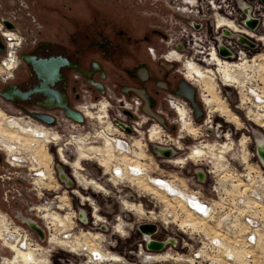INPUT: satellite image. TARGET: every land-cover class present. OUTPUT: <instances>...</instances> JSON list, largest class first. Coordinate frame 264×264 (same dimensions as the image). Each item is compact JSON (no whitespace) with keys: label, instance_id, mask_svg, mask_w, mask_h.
Wrapping results in <instances>:
<instances>
[{"label":"rangeland","instance_id":"rangeland-1","mask_svg":"<svg viewBox=\"0 0 264 264\" xmlns=\"http://www.w3.org/2000/svg\"><path fill=\"white\" fill-rule=\"evenodd\" d=\"M27 1L29 2L31 11L43 24L42 34H40L39 38L67 40L69 35H67L65 30L73 29L72 20L76 21L80 18H84V14L94 11L92 7L94 8V6L96 7L97 4L101 5L104 2L107 3L108 6H114V11L118 13V17L122 20L135 18L142 19V23L144 24H142L140 30L152 27L155 28L158 25H162V27L167 29L169 32H171L175 27L184 28L183 33L186 35L183 33H173L168 35L165 39L160 35H154L151 39L152 42L150 41L144 43L145 47H143V51L138 53V55L148 60L152 65H155L156 61L159 60L162 55H167L169 50L172 49L168 48L167 45H172L175 42L182 40V38L186 39V43L188 44L187 46H189L184 50H179L183 54L184 59L194 57L195 52L192 53V37L187 31L190 32L191 30H194L195 32H198V29L196 30L191 25L188 26L185 22V19L191 21L194 19L197 23L204 22L205 24L207 21H210L211 23L213 21L208 19L209 15L205 12H197L200 16L197 18H185L183 15H180L182 12L181 10L179 15L175 14V12L169 11L161 0H145L147 2L145 6L141 5V0H92V4L87 5L85 2L83 3V0ZM262 4L264 5V3ZM0 5V15H4L6 10L10 9V0H0ZM65 5H68L69 7L72 6V8H65ZM183 11L184 13H189L186 10ZM68 15L71 17V19L66 18ZM263 25L264 21L260 22L259 26L254 29L256 34H259L258 30ZM123 27L125 26L123 25ZM203 30L205 31L207 28L204 27L202 31ZM139 31L137 34H140ZM231 37L233 40H236L239 43L240 40L238 33L234 32ZM222 38L223 37L221 36L219 40ZM209 40L211 41L212 39L209 38ZM249 40L251 43H253V46H251L249 43L248 46H246V49H248L250 52V58L260 54L257 57V61L263 64V68H260V70L258 69L257 71L256 69L251 71L249 80L246 82L245 87L258 84L259 89L264 90V46L261 44L263 49L256 52V54L254 51L258 48L259 42L257 41V38L256 40ZM245 44L247 43L243 42V44L239 43L237 45ZM151 48L157 50V57L152 53V51H149ZM179 64L181 72H183V65L180 62ZM107 69L109 74V77L105 82L107 85V92L100 95L96 91H93L91 88H89L88 99L85 100L84 105L87 104V106L90 107V110L93 112V116H86L85 121L82 123L76 122L63 115H59L57 122L54 124L43 123L36 120V118L29 116V114H26L24 111H22L20 107L15 106L12 102L6 100L2 96H0V111H3L7 117H16L21 119L23 123H29L39 128L46 129L51 133L59 134L61 136V139L58 142L59 145L70 142L67 145V156L70 161H73L78 157V151L76 149L77 144L78 142L81 143V141H84L85 137L87 139V143H89L87 146H102V135L112 133L115 136L121 137L128 141L132 145V149L135 150L127 155L125 154L121 156L120 159L124 157L126 158V161H123V159L120 160L123 161V163H121L123 166L126 165L128 159L133 162L137 160L145 164L146 168H148V170L151 171L153 175L166 177L167 179L176 182L179 188L182 187L183 189L188 190V192L193 190L198 195H200L202 199L208 202H214V200H218V198L221 197V195L216 193V191L213 189L212 184L214 178L219 179L223 173H225V176H222V178L227 177L226 173H229V170L231 169L233 172L231 181L228 183L226 182V186L223 183L218 185L219 189L223 190L225 188V190H228L229 185L234 182V169L236 166L241 168L243 164L247 165L248 171L250 173H256L254 170L257 166V155L255 153L256 143L259 137H264V127L246 117L247 110H250L249 108H251V104L249 102L246 103L248 108L239 109L237 107L241 102L240 99L243 93L247 92V88L242 91L243 87L240 86L228 88L227 86L218 84L216 87V84L214 83L213 85L216 93L215 95L218 97V104L210 108L208 105H206V103H204V101L201 100L205 110V115L199 122L194 120L192 126L193 132L198 134L197 138H193V134L188 131H181L180 124L178 123L179 129L177 132H168L161 126L163 129L161 133V139H155L151 141L149 139V130L157 122L151 118L147 119L149 116H147V114L142 111L138 110L137 113H135L124 107V102L122 99H125V96L119 90V85L120 82H124L125 80L128 81V79L122 76V70L120 71L111 65H107ZM4 84L5 83L0 82V87ZM202 86L206 88L205 84L203 85V83ZM226 89L229 91V94L228 92L226 93ZM95 95L98 96V99H92V96L94 97ZM251 101L254 102L253 99ZM104 103L107 105L109 116L98 119L99 117H97V115L104 114V112L101 110V106ZM221 104L226 105V109H228L230 111L229 113H231L230 116H228L231 121L228 122H230L229 124L232 125L233 130L235 131L238 127V129L243 131V134H236L234 132L232 138L223 137L222 140L217 137V134L220 131L219 129H222L221 127L224 125V119L220 117L221 115H219V106H221ZM167 106L168 104L163 103V105H160V109L168 112L171 117H175L176 115L174 116V114L170 111L171 109L167 108ZM189 107L192 109L190 105ZM144 120L145 123L140 125V122H143ZM110 124H112L114 128L111 131H108L107 128ZM138 125L140 126L138 127ZM116 128L118 130H115ZM210 131L214 132L213 136ZM0 132L2 133L3 131ZM241 136L248 138L246 147H241L238 141ZM30 138L31 137H27L29 143L31 142ZM184 139L190 140H188L189 142H185ZM16 140L17 138H15L13 141ZM159 141H163V143H159ZM229 141L234 142L233 149L225 153L226 159L223 161L225 164L223 167H227L229 170H223L215 176L212 172L214 163L210 162V158H206L203 161L204 163L201 164L204 166V168L211 170V172L208 173L205 170L206 175L203 179L196 177L195 172L198 168H202L200 163L195 165V163L188 162L186 164H182V166L176 165L171 163L173 158L170 155L165 156L157 152L155 149L156 144H161L169 149L174 148L176 150V147H178L179 143L181 142L192 146L199 143L217 145ZM138 143H141L140 146H137ZM35 150L38 151L36 146L31 150H23L21 153L17 154L16 157H22L20 162L21 165L19 166L17 164H11L10 161L15 157H7L5 151L0 148V230L5 229L4 226H7L10 228V230L20 228L25 233H27L29 236V241H31L33 244L39 243L41 248L38 250L34 249L32 246L31 247L35 250L38 257L48 260V262L45 264H48L49 262V264H80L85 262L87 264H93L90 261L91 259L89 260V256L69 252L67 249L49 242L50 238H52L54 235H57L60 239H64L65 236H67L65 234H72L70 238L65 239L79 237L81 242L83 239L81 233H93L95 235L98 234L101 238L98 239L101 240L99 245H101L105 251L118 254L125 259V261L122 263H116L117 261H105L102 263L99 262L97 264H146L142 263L140 257H135L132 254L134 248H138L139 244L141 245L143 242V237L140 231H143L142 229L145 225H150L154 227V229L157 228L158 234L154 236L158 237L157 239H164L168 241L174 240V242H168L166 244L163 252H170L174 255V258L177 256H180L181 258L176 261L165 262V264H264V225L261 229L262 231L260 232L259 243H252V245L249 246L243 245L247 249H236V252H239V254L241 252V257L236 261L235 259L228 260L225 255L219 256L218 252H214L215 250L213 249L210 250L207 244V239H205L202 234L197 236V233L189 231L188 229L186 230V233L183 232L179 225L172 221V218H170L169 222L167 223L162 217L153 219L147 214L142 215L139 212H129L128 209L125 208L123 201L134 202L136 204L142 202L145 205V209L147 211H153L158 216H161L165 206L156 208L147 204V196L138 191L137 187L131 185L129 181H121L115 176L112 177L111 173L113 172V163L115 164L114 159L116 160V157L109 160V167H111L112 172L105 171V166H102L99 163V155H92L93 157L90 159L81 160L82 168L79 169V171L83 177L85 175L89 180L93 177H99L101 179L99 181L106 188V192H99L91 188L84 189L83 185H79L75 175H72V173L74 174V167H72L71 164H62L57 155V147L54 145V143H47L45 146L41 145L40 150L44 153H49L44 155L41 164L42 170L45 169L46 171L47 178L41 182L37 181L39 176L35 175L37 173L36 171L31 170L32 163L30 161H25L27 156H31L36 153ZM139 153L141 157L140 159L136 156V154ZM102 158H105L104 155H102ZM243 159H245V161ZM61 172H64L69 179L65 180V177L62 178ZM186 182L191 185L187 184ZM66 183L69 184L67 185ZM56 184H60L62 186L56 193L53 194L51 186ZM75 190L79 191L80 193L74 192ZM45 191H47L48 194L42 195V193ZM130 192L133 193L135 197H137V201L131 200L135 197L129 196ZM139 193L141 195H138ZM84 194L92 199L94 198L98 210L96 214L101 217H104V215L109 217L108 221H106L107 218L104 221V224H107L108 226L107 229L103 230L99 224L94 225V204L89 206L86 202L87 205L85 206V204H83ZM155 195L156 197L154 199H157L158 203H162L161 201L165 199L161 192H156ZM51 200L56 201L57 204L62 206V208L54 209V211L58 213L59 217H62H60L62 221L66 220L63 218L68 216V212H71L69 214L71 218L69 217V220L67 221L71 222L72 226L67 231H63L61 234H57L60 231L59 229H62L61 224L59 225L58 221L53 223V220L50 219V216H46L47 218L45 217V212L42 210V212H38L37 209H35L37 206L44 205L45 201ZM224 205L225 203H223L222 206L217 204V206H220L223 209L225 208ZM84 209H86V214L89 218L87 222L83 221L81 216ZM228 215V208H225V210H221L219 212V216H217V218L220 220L219 223L215 221L210 222L207 219H203L200 223L205 226L207 231L213 230L221 232L219 235H222V237H224L223 239H227L229 241L227 244L230 246H237V244H240L238 242H241L244 239V234H247L248 228L246 224L241 223L240 219L236 221L230 220L229 223H226L228 220ZM195 216L199 217L196 214ZM120 217H122L121 219L125 221V231L130 230V235L127 239H122L119 237V235H117V233H112L113 225L115 226L118 223ZM30 219L36 221V223L42 228V236L39 231L35 230L31 226ZM198 221H200V219ZM230 222L232 223L231 225ZM130 223L132 224L133 229H131ZM98 240H95V242L92 243L96 244L99 242ZM200 246H202V248L207 247L206 249L208 251L203 253L204 255L199 251ZM195 254H199L200 257H194ZM206 254H208L210 257L205 256ZM12 255V250L0 239V256L12 257ZM155 257L159 256H154V258Z\"/></svg>","mask_w":264,"mask_h":264},{"label":"flooded vegetation","instance_id":"flooded-vegetation-1","mask_svg":"<svg viewBox=\"0 0 264 264\" xmlns=\"http://www.w3.org/2000/svg\"><path fill=\"white\" fill-rule=\"evenodd\" d=\"M91 1L92 0H83V3L85 2L86 5L92 4ZM161 1L169 11L175 12V14L179 15L181 10L182 12L180 15H183L185 18H197L200 17L197 12H205L209 15L208 19L213 20L212 23L207 21L205 24L204 22L197 23L194 19L192 21L185 19L188 26L191 25L196 30L198 29V32H195L194 30H191L190 32L187 31L191 35L193 41L192 53L195 52L194 57H189L190 60L189 58L184 59L183 54L179 51L189 47L187 46L186 39L182 38V40H179L172 45H167L168 48H172L169 50L170 52L173 50L179 51L182 54L181 58H179L180 56L178 57V55H175V57L173 55H168L170 53L168 52L166 56L162 55V57L156 61L155 65L150 64L148 60L138 55V53L143 51V47H145L144 43L150 42L154 35H160L165 39L168 35L173 33L181 34L184 32V28L175 27L169 32L167 29L163 28L162 25H158L155 28L152 27L140 30L142 24H144L142 23V19L135 18L122 20L118 17V13L114 11V6H108L107 3L104 2L101 5L97 4L94 8L92 7L94 11L84 14V18H80L76 21L72 20L73 29L65 30L67 35H69L67 40L38 38L34 42H27L20 52L21 62L15 79L6 82L0 87V90L7 92L8 96H12L15 90H20L22 93H25L24 95L26 96L25 98L16 96L11 100L2 97L12 102L15 106L20 107L26 114L40 113L49 115L55 119L54 123H56L59 115L68 117L62 106H70L82 113L84 102L88 99L89 88L100 95L107 92V85L105 83L106 79L109 77L107 65H111L120 71L122 70V76L128 79V81L125 80L124 82H120L119 85V90L124 94L125 99L132 100L134 97H138L142 101L140 107V110L142 111L143 100L132 91V88L134 87L145 90L152 97L154 110L165 117V130L173 133L178 131L179 124L177 113L174 109L175 107L171 104V100L179 101L185 99L181 97V94L190 95L191 92L189 87L182 82L184 79L188 80L190 84L195 86V97L200 104L202 114L199 119H195L194 111L192 110V115L196 122L201 121L205 115V110L201 102L200 89L197 86L196 81L202 82L203 85L205 84L206 89L209 91V85L205 83L206 80H209L213 93H215L213 84L215 83L214 78H216V75H219L220 78H224V80H226V85H231L232 87H245L246 82L249 80L250 71L255 69L257 71L258 69L260 70V68H263V65L262 67H260V65L257 67L255 65L256 63L250 64L247 61H243V64H233L232 67H230L228 65H223V62L220 60H218V62H216L215 59H213V61L209 60L207 48L209 47L210 42H214V44L219 47L221 42L229 41L232 38L231 33H234L232 31L242 32L240 26L235 22L236 20H238L239 24L249 27L246 24V19L250 14L256 21V26L258 27L260 22L264 21V16L260 12L255 11V9H257V0H195L196 2L195 4H192L193 6L191 5L190 0ZM212 1L215 3L216 8L212 6ZM259 1L261 2L260 5L264 8V5L262 4L264 3V0ZM140 3L142 6L147 4L145 0H141ZM64 7L72 8V6L69 7L68 5H65ZM183 10H186L189 13H184ZM239 14L241 15V18ZM216 17L217 23L216 19H214ZM66 18L71 19L69 15ZM233 19H235V21ZM204 27H206L208 31H202ZM138 31L140 34H137ZM39 34H42V31ZM183 34L186 35L185 33ZM221 36L223 38L219 40ZM0 37L3 42L1 34ZM209 38L212 40L210 41ZM240 42L241 41H239V43ZM241 44H243V42ZM198 45L203 47V49H206L204 54H199L196 51ZM238 46L246 47L248 46V43ZM222 47L225 46L222 45ZM260 49H262L261 45L255 50L259 51ZM149 51H152L157 57V50L154 49ZM23 56L37 62V65L27 62ZM186 60H188L187 66L185 64ZM206 60H209V63ZM163 61L168 62L169 65H171L170 68L163 65ZM179 62L183 65V72H181ZM199 62L202 65L211 64L213 70L210 68L207 72H202L199 68L203 67L199 65ZM193 63L197 64V69ZM217 63L218 70H216L215 67ZM242 66L252 67L245 76L240 73V68ZM145 69H148V71L145 72ZM145 77L146 79H144ZM201 78L203 79L201 80ZM91 81L102 84L105 92L102 93L100 89L91 83ZM225 91L227 93V89ZM93 98L98 99V96H92V99ZM205 98L210 103L216 102L214 100V95H211V92ZM163 103L168 104L167 108L171 109L170 111L174 116L176 115L175 117H171L168 112L160 109V105H163ZM188 105L190 104L188 103ZM257 115L259 116L261 114L256 113L252 116L254 122H256L254 118ZM150 118L154 120L152 117ZM42 122L46 123L44 121ZM256 123L263 126L261 122ZM9 126H16L21 137L19 142H21L23 138L22 134H27L28 129L17 119L7 122L5 114L0 112V131H3L2 133L0 132V135L8 136L7 128ZM186 126L187 129L192 130L190 125L186 124ZM221 128L222 129H219V133L217 132V137L221 140L223 137L226 138L228 132H233L232 125L227 124L225 120L224 125H222ZM210 132L213 136L214 132ZM234 132L239 134L243 131L241 129H236ZM188 140L184 139L185 142H189ZM188 146L189 145L186 144V147ZM10 148L12 150L14 149L13 146H10ZM42 155V157L40 156L41 161L47 153L42 152ZM159 181L161 183L160 186L167 189L164 186L165 182L161 180ZM139 185L143 190L147 191H144L145 193L150 191L159 192L157 188L151 187L145 179H141ZM53 206L54 203H50L48 208V212L50 211L49 213L52 215L53 222L56 223V221H58V223H61L65 221H62V219L58 217V213H54L50 210ZM138 212H140L139 209ZM69 217L70 216L68 215L63 219L69 220ZM102 229L104 230L105 228ZM140 232L142 234V231ZM6 233L11 239L15 236L14 231H11L10 229H1L0 239L6 240ZM11 239L8 244L13 251V255L10 258H4L2 264H45L48 262V260L38 257L32 247L24 250L17 245L16 240L12 242ZM76 240L78 241L77 245H80V239L77 237ZM85 241H87V238ZM72 246L76 247V244H72ZM18 251L27 253L25 259L18 256ZM91 251L97 252L99 249L91 246ZM150 255L151 254H147L144 258L145 263L153 262L154 256L148 257ZM100 257V260L97 261L98 263L105 261H120L116 255L111 256L100 253Z\"/></svg>","mask_w":264,"mask_h":264},{"label":"bare ground","instance_id":"bare-ground-1","mask_svg":"<svg viewBox=\"0 0 264 264\" xmlns=\"http://www.w3.org/2000/svg\"><path fill=\"white\" fill-rule=\"evenodd\" d=\"M195 2H196L195 0L194 1L190 0L191 5L195 4ZM260 3L261 2L259 0H257V4H256L257 9H255V8L254 9L256 12H260L264 16V8L262 5H260ZM211 4L214 8H216V5L213 1L211 2ZM239 16L241 18L240 14H239ZM215 19H216V23H217V17ZM233 20L235 21V19H233ZM235 22L240 26V30H242V32H240V31H237V32L232 31V32L239 34V40L241 41L240 43L246 42V43H249L251 46H253V43H251V41L249 39L256 40V38H257L259 45L263 44V46H264V25L261 26V28L258 30L259 34H256L255 33L256 31L253 29H255L257 27L256 26L257 23L250 14L247 16V19H246V24L249 27L239 24L238 20H236ZM231 34H233V33H231ZM231 39L229 41L227 40V41L221 42L220 46H219L220 48L217 47V45L214 44V42H210L209 47L207 48L209 60L213 61V59H215L216 62H218V60H220L223 62V65H225V66L228 65L230 67H232L233 64H237V63L243 64L244 63L243 61H247L250 64L256 63L255 65L257 67L259 65H260V67H262L263 64L260 63L259 61H257V57L260 55V54L256 53V52H258L257 50L254 51L257 55L254 56L253 58H250V55H249L250 52L248 51V49H246V47H243V46H241V47L238 46L237 45L238 42L236 40H233V38H231ZM222 45H224L225 47H222ZM219 49H220V51H219ZM262 49H263V47H262ZM262 49H260V50H262ZM196 51L199 54H204L206 52V49H203V47H200V45H198V47H196ZM168 55H173L174 57H175V55L176 56L178 55V57L180 56L179 58L182 57V54L176 50H173ZM209 60H206V61L209 63ZM185 64L187 66L188 60H186ZM193 64H194L195 68L197 69V64L196 63H193ZM199 65L203 67V68H199L202 72H204V71L207 72V70H210V68L213 70V66H211V64L210 65H202L199 62ZM215 67H216V70H218V63ZM250 68H252V67L242 66L240 68V73L243 74V76H245ZM251 71H253V70H251ZM202 79L203 78H201V80ZM214 82L216 84V87L218 86V84H221L222 86L223 85L227 86L228 88L232 87L231 85H226L225 84L226 80H224V78H220L219 75H216V78H214ZM205 83L210 86V87L208 86L209 91L205 87L202 86V83H200L199 81H196V84L200 89V95H201L202 101H204V103H206V105H208V107L212 108L218 102V97L215 95V93H213V90L211 88L209 80H206ZM234 87H238V86H234ZM245 89L247 90V92L243 93V95L240 99L241 102L239 103V106H237V107L239 109L240 108H243V109L248 108L246 103L249 102L251 104V108H249L250 110H247L246 117L248 119L252 120V116L254 114H256V113L261 114L259 116L258 115L255 116L254 119L256 122H261L263 124V126L261 124H259V125L264 127V113H261V112H264V90H260L258 87V84H253V85H251L249 87H245V88L243 87L242 91ZM208 92H211V95H214V100L216 101L215 103L214 102L210 103L205 98L206 96L209 95ZM227 92L229 94V91H227ZM252 99L254 100V102L251 101ZM224 104H221V106H219L220 107L219 108V110H220L219 115H221L220 117H222L226 122H228V121H231V119L228 117V116H230L231 113H229L230 111L228 109H226L227 106ZM92 109H93V106H92ZM101 110H102V112H104V114L97 115V117H99L98 119L109 116L108 108H107V105L105 103L102 104ZM175 110L177 113L178 123L180 124L181 131H188V132L193 134V136H192L193 138H196L198 134L196 132H193V130L187 129V126H186V124L190 125L191 127L193 126L194 119H193V115H192V109L189 107V105L187 103L184 102V103L177 104L175 106ZM259 111H261V112H259ZM82 113L84 115V118L86 116L87 117L93 116V112L90 110L89 106H86L82 110ZM3 114H5V113L3 112ZM5 116H6V114H5ZM224 117H226V118H224ZM237 118H238V116H237ZM15 119H17L21 124L23 123V121H21V119H19V118L6 116L7 122L15 120ZM147 119H150V117L149 118L147 117ZM185 121H186V123H185ZM143 123H145V120L143 122H140V125H142ZM229 123L230 122H228L227 124H229ZM22 125L28 129V132H27V134H25V133L22 134L23 138H22L21 142H19V140L21 139V137L19 135V130L16 129V126H11V127L9 126L7 128L8 129L7 133L9 135V137L0 135V148L3 151H5V153L7 154V157L8 156H12V158L15 157L10 161L11 164H13V165L17 164L20 166L21 165L20 162L22 160V157L21 158L16 157L17 154L21 153L23 150L24 151L31 150V149H33V147L36 146L38 151L35 150L36 151L35 154L32 153L33 155L27 156L25 161H30L32 163L31 164V170L32 171L36 170L39 172L38 173L39 178H37V181L41 182V181L46 180V178H47L45 169L42 170V167H41L42 161L40 159V156L41 157L43 156L42 151L40 150L41 145L45 146L47 143H54V145L57 147V150H56L57 155H58L60 161L62 162V164H71V166L74 167V169H73L74 174L72 173V175L73 176L75 175L79 185L80 184L83 185L84 189L91 188L95 191L106 192V188L99 181V180H101L99 177H95V178L93 177L89 180V179H87V177L85 175L83 177L79 171V169L82 168V166H81V160L82 159L86 160V159H90L91 157H93L92 155H94V156L99 155L100 156L99 163L102 166H105V171L106 172H110V171L112 172V170H113V172L111 173L112 177L115 176V177H117L118 180H121V181L122 180L129 181L131 185H134L135 187H137L138 191H140L142 194H145L147 196V204L152 205L156 208H158L160 206H162V207L165 206V208L162 211L161 216H158L153 211H147L145 209V205L142 202L136 204L134 202L123 201L125 208L128 209L129 212L135 213V212H138V209H139L140 210L139 213H141L142 215L147 214V215H149V217H151L153 219H156L158 217H162L165 219V221L167 223L169 222V219L172 218V221L177 223L181 228L182 227H189L193 232L199 231L201 233H206L208 236H210V234H212L213 232L217 233V231H213V230L207 231L205 226L200 223L204 218H206L210 222L215 221L217 223H219L220 220L218 218H216L215 210H214V214H212L213 212H211V209L206 208L207 210L205 211V206L202 204V201L199 198V196L196 195L197 193L192 192L190 194L185 189H183L182 187L179 188V186L176 182H174L170 179H167L166 177H163V176L153 175L151 173V171H149L148 168H146L145 164H143L137 160L133 162V161H130L128 159V162L126 163V165L124 163L125 166H123L121 164V163H123V161H126L125 157L122 158L123 161H120V160H122V159H120L121 156H123L125 154L127 155V154L131 153L132 151H135L134 149H132V145L128 141H126L125 139H123L121 137H117L112 133H108V134L102 135V138H103V142H102L103 145L102 146H94V145L87 146L89 143H87V139L85 137L84 141H81V143L78 142V144H77L76 149L78 151V157L75 160L70 161L68 156H67V154H68L67 145L70 142H66L63 145H59L58 142L61 139V136L59 134L51 133L50 131H47L46 129H42V128H39V127L34 126L32 124L25 123V122ZM140 125H138V127ZM113 128H114L113 125L110 124L108 126L107 130L111 131ZM236 129H238V127ZM115 130H118V129L116 128ZM162 130L163 129H162L161 125H159L158 123H155L154 126L149 130V139L151 141H153L155 139H161ZM233 133H234V130H233ZM227 136L229 138H232V133L228 132L226 137ZM27 137L28 138L31 137L30 143H29ZM15 138H17V140L13 141ZM79 140H83V139H79ZM159 143H163V141H159ZM239 143H240L241 147H246V145L248 143V138L245 136H242V138L239 140ZM140 144L141 143H138L137 146H140ZM233 145H234V142L229 141V142H224L222 144H217V145L216 144L208 145V144H204V143H199V144L193 145L192 147H186V144L181 142V143H179V146L176 147L177 148L176 150L174 148L169 149V148H167L161 144H159V145L156 144L155 149L157 150V152H159L165 156L170 155L173 158L172 159L173 161L171 162V160H170V162L173 164H176V165L182 166V164H186L188 162H192L195 164L201 163L206 158H210L209 160H212L215 167H217L219 169L221 164H222V166L225 165L223 162L226 159L225 153L232 150ZM10 146L11 147L13 146L14 149L12 150L10 148ZM256 150L259 152V155H260V157L264 163V137L258 138V141L256 143ZM47 154H49V153H47ZM102 155H104L105 158H102ZM48 156H50V155H48ZM136 156L139 159L141 158L140 153L136 154ZM114 157H116V160L114 159V161H115V164L113 163L114 168L111 170V167H109V165H110L109 160L113 159ZM61 173H62L61 174L62 178L65 177V180L69 179L68 176L64 172H61ZM226 178L227 177H224V179H226ZM141 179H145L146 182L151 187L157 188V190H159V192H161L164 195L165 199L161 201L162 203H160V202L158 203L157 202L158 200L154 199L156 197V195H155L156 192L150 191L148 193H145L147 191L143 190L139 185V181ZM159 180L165 182L164 186L167 189L160 186L161 183ZM187 184H189V183H187ZM189 185H191V184H189ZM61 186L62 185H60V184H56V185L51 186L52 187L51 190H52L53 194L56 193ZM189 188H192V187H189ZM176 189H179V191ZM74 192L80 193L79 191H76V190ZM43 194L44 195L48 194V192L45 191L42 193V195ZM138 195H141V194L139 193ZM129 196L135 197V195L131 192L129 193ZM83 197H84L83 198L84 199L83 204H85V206L87 204L89 206L94 204V210H95V212H94L95 214L93 215V217H95L94 225L102 224L101 222L106 220V218H105V216L101 217L98 214H96L98 210H97V204L95 203L94 198L92 199V198L86 196L85 194ZM131 200L137 201V197H135L134 199H131ZM86 202H87V204H86ZM50 203H54V206L50 209L54 213H56L54 211L55 208H62V206L57 204L56 201L51 200V201H47L42 206H37L35 209H37L38 212H42V211L45 212L46 213L45 216H50V219H52V215H51V213H49L50 211L48 212V208L50 206ZM212 206L214 207V205H212ZM192 207L205 211V214L203 215V217L195 216L196 212H195V210L192 209ZM84 212H85V214L87 213L86 210H84ZM70 213L71 212H68L67 214L69 215ZM81 216H83V214H81ZM121 218L122 217L119 218L118 223L115 226L113 225L112 231L114 233H117V235H119V237H121L122 239H127V238H129L130 230L125 231V227H124L125 221ZM199 219H200V221H198ZM85 220L87 221V220H89V218L87 217ZM30 221H32V220L30 219ZM198 222H199V224H198ZM60 224H61L62 229H59L60 231L57 234H61V233H63V231H67L72 226V223L68 222L67 220L59 223V225ZM130 225H131V229H133V226L131 223H130ZM103 228H105V226H103ZM5 229H10V228L6 226ZM151 229H152V227L149 225H145L143 227V231H149ZM11 231L15 232L14 238L11 239V237L6 233V235H5L6 240L1 239L3 241V243H5V245H7L8 247H9L8 242L11 239L12 242L16 240L17 245L20 248H23L24 250L30 249L31 246L36 250L41 248L39 243L33 244L31 241H29L28 240V238H29L28 234L25 233L20 228L15 229V230H11ZM184 232H186V231H184ZM144 233H145V235H143V236L146 237V239H147V241H149V243H151V236H150L151 234H149L148 232H144ZM81 236L83 239H82V242H79L80 245H77V243H78V241L76 240L77 237L68 240L65 238L60 239L57 235H54L52 238H50L49 242L53 243L54 245H58L60 247H63L65 249H67V251H69V252H73V253L79 254V255H82V254L87 255V256H89V260L91 259L90 261L93 264H97L98 263L97 261L100 260V258H101L100 253L106 254V255H111V256H114V255L118 256L120 261H117L116 263H122L125 261V259L123 257L119 256L118 254L109 253V251H105L103 249V247L101 245H99L101 243V240H98V239H101V238L98 234L95 235L93 233H86V234L81 233ZM86 238H87V241H85ZM95 240L99 241L98 243H96L97 245L92 243V242H95ZM212 240H215L220 245H223V242L220 241L219 238L216 236H214L212 238ZM72 244H76V247H73ZM24 246H25V248H24ZM91 246L98 248L100 253H99V251H97V252L91 251ZM202 250H205V252H207L205 247ZM217 251H219L220 254L222 253L221 255L226 254L225 256H227L228 254L232 255V253H233L234 256H237V254L234 252L233 247L227 245L226 242H225L224 248L221 250H217ZM147 254L149 255L150 253L144 252L141 248L139 253L136 255H137V257L141 258L143 263H145L144 258L146 257ZM26 255H27L26 252L18 251V256L20 258L25 259ZM151 256H159V257H155L153 262L146 263V264L176 261V260H179L181 258L180 256L179 257L177 256L174 258V255L170 252L158 253V254H152L151 253V255L148 257H151ZM4 258H10V257L0 256V264H2ZM97 259H99V260H97ZM69 264H76V263H69ZM80 264H87V263L85 262V263H80Z\"/></svg>","mask_w":264,"mask_h":264},{"label":"built area","instance_id":"built-area-1","mask_svg":"<svg viewBox=\"0 0 264 264\" xmlns=\"http://www.w3.org/2000/svg\"><path fill=\"white\" fill-rule=\"evenodd\" d=\"M10 9H7L4 15H0V34L2 35V39L5 45V50L4 52L0 53V82L6 83L9 82L13 79H15L17 70L20 65V52L22 48L24 47L27 42H34L39 38V33L42 31L43 24L41 21L38 19V17L31 11L29 2L27 0H10ZM1 7V5H0ZM6 23L11 24V27H8ZM154 50V48H151ZM170 52V51H169ZM166 56V55H164ZM124 102V106L126 109L129 111L137 113V111H141L140 107L142 104V101L138 97H134L132 100H127V99H122ZM187 103L188 101L185 99H181L179 101L176 100H171L172 106H176L179 103ZM176 104V105H175ZM87 106L84 105V108ZM83 108V109H84ZM175 109V108H174ZM70 119V118H69ZM40 121V120H39ZM42 122V121H41ZM236 133V132H235ZM238 134V133H236ZM227 135V134H226ZM233 135V132H232ZM226 138H229L228 136ZM242 138V136H241ZM239 138V140L241 139ZM238 140V141H239ZM193 146V145H192ZM188 146V147H192ZM256 155H257V166L255 172L256 173H250L248 171V166L247 165H242L241 168L235 167V178L234 182H232L229 185V189L223 190L219 189L218 185L223 183L225 186L229 181H231L233 172L232 170L228 169L227 167H223L222 164L220 165L219 169L213 165V173L214 175H218L220 172L223 170H229V173L227 174V178L224 179L222 176H225V173L219 177V179L214 178L213 179V189L216 191V193H219L221 195L218 200H214L211 202H208L200 197V195L196 194L199 196V198L202 201V204L205 206V211L207 209H211L212 214H214L215 210V215L216 218L219 216V212L221 210H225V208H228L229 215L227 216L228 220L226 223H229L230 220H241L242 224H246L248 228L247 234H244V239L241 242H238L240 244H237V246H231L234 249V252L237 254V256H234L233 253L232 255H227L225 256L228 260H238L241 257V252H236V249H247L243 245H252L255 244L256 242L259 243L260 241V232L262 231V227L264 225V163L259 155V152L255 150ZM245 161V159H243ZM212 163L213 161L210 160ZM204 163V162H201ZM200 163V164H201ZM244 163V162H243ZM196 163L195 165H197ZM242 164V163H241ZM198 168L196 172V177L203 179L205 178V172L207 171L208 173L211 172V170L204 168ZM206 170V171H205ZM36 171V170H34ZM35 175H38V171ZM34 173V172H33ZM39 176V175H38ZM62 179V178H61ZM63 180V179H62ZM227 182V183H226ZM68 185V183H66ZM233 186V188H232ZM179 191V189H176ZM188 192V190H186ZM196 193L193 190L188 193ZM176 193V192H175ZM222 198V199H221ZM47 202V201H46ZM45 202V203H46ZM222 206L223 203H225V208L223 209L220 206H217V204ZM214 205V207L212 206ZM207 208V209H206ZM215 208V209H214ZM193 210H195V214L198 215L199 217H203L205 214V211L196 209L192 207ZM86 210V209H84ZM83 210V216L82 219L83 221H86L85 219L88 217L87 214H85ZM105 218H107L106 221L109 220V217L107 215ZM206 219V218H204ZM32 220V219H31ZM34 221V220H32ZM105 221V220H104ZM104 221L102 222L101 227L105 226V229L108 228L107 224H104ZM36 223V221H34ZM87 222V221H86ZM37 224V223H36ZM232 223L230 222V225ZM38 225V224H37ZM39 226V225H38ZM40 227V226H39ZM180 227V226H179ZM41 228V227H40ZM42 229V228H41ZM180 229L186 231L187 229L189 231H192L189 227H180ZM36 230V229H35ZM182 230V231H183ZM157 228L151 229L149 231H142V234L145 235L144 232H148L151 234V243L147 241L146 237L143 236V242L138 248H134L133 251V256H137L136 254L139 253V251L142 250L147 253H152V254H158V253H165L163 250L165 249V246L168 242H174V240H164V239H157L158 237H154L157 232ZM183 231V232H184ZM187 232V231H186ZM185 232V233H186ZM112 233H114L112 231ZM199 235H203L205 239H207V244L210 248V250H215L214 252H219L217 250H221L225 246V242L228 243L229 241L227 239H223L221 232H213L208 236L206 233H201V232H194ZM65 238H70V235L72 234H65ZM69 235V236H68ZM216 236L219 238L220 241L223 242V245H220L218 242L215 240H212V238ZM202 238V237H201ZM69 240V239H68ZM158 243L160 245L159 248H152V244ZM187 245V244H186ZM229 245V244H227ZM230 246V245H229ZM25 248V246H24ZM190 248V247H189ZM207 247H205L206 249ZM202 246H200L199 251L203 254L205 253V250H202ZM217 249V250H216ZM207 250V249H206ZM208 251V250H207ZM204 255V254H203ZM219 256L220 252L218 253ZM226 255V254H225ZM205 256L210 257L208 254ZM96 257V256H95ZM196 258H199V254L195 256ZM99 260V259H97ZM102 263V262H100ZM143 263V262H142ZM154 264H165L163 263H154Z\"/></svg>","mask_w":264,"mask_h":264},{"label":"water","instance_id":"water-1","mask_svg":"<svg viewBox=\"0 0 264 264\" xmlns=\"http://www.w3.org/2000/svg\"><path fill=\"white\" fill-rule=\"evenodd\" d=\"M6 24L8 27H11V24H9V23H6ZM3 51H4V44H3L1 37H0V53H2ZM23 58H25V56H23ZM25 59L27 62L33 63L34 65H37V62L32 61L30 58L26 57ZM162 64L167 66L168 68H170V66H171L166 61H163ZM146 71H148V69H145V72ZM144 79H146V77ZM182 82L186 86L189 87L191 93H190V95L181 94V97L185 98L188 101V103L191 105L192 110L194 111L195 119H199L202 116V114H201L200 104L198 103V101L196 100V97H195V86L190 84L189 81L186 79H184ZM91 83L94 84L98 89H100L102 93L105 92V89H104L102 84H100L98 82H94V81H91ZM132 91L143 100L142 111L145 114H147L148 116L152 117L159 125L166 128L165 117L162 114H160L154 110L151 95L148 94L145 90H141V89L134 88V87L132 88ZM24 94L25 93H22L20 90H15L13 92L12 96H8L7 92H3L0 90V96L6 97V99H9V100L14 99V97H16V96L21 97V98H25L26 95H24ZM62 107L65 109L66 115L69 118H71L72 120H74L76 122H80V123L85 121L84 115L80 111H78V110H76L70 106H67V105L62 106ZM30 116L33 118H36L40 121H44L48 124H54V122H55V119L53 117H51L49 115H45V114L30 113ZM30 224L34 229H36L37 231L40 232L41 236L43 235L42 229L34 221H30ZM152 228H154V227H152ZM151 247L157 249L160 247V245L158 243H156V244H152Z\"/></svg>","mask_w":264,"mask_h":264}]
</instances>
